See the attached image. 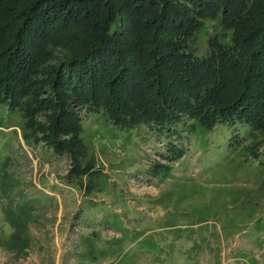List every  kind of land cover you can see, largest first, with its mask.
I'll use <instances>...</instances> for the list:
<instances>
[{"label": "rangeland", "instance_id": "374dc122", "mask_svg": "<svg viewBox=\"0 0 264 264\" xmlns=\"http://www.w3.org/2000/svg\"><path fill=\"white\" fill-rule=\"evenodd\" d=\"M216 32L209 22L197 33L198 56ZM45 50L43 80L62 47ZM70 104L77 129L57 120L61 153L43 139L50 107L29 118L0 104V264H264L263 132L120 129ZM7 207L24 245L8 239Z\"/></svg>", "mask_w": 264, "mask_h": 264}, {"label": "trees", "instance_id": "16d2710c", "mask_svg": "<svg viewBox=\"0 0 264 264\" xmlns=\"http://www.w3.org/2000/svg\"><path fill=\"white\" fill-rule=\"evenodd\" d=\"M209 22L217 32L201 57L191 43ZM49 43L62 50L43 80ZM70 101L120 129L264 133V0H0V104L27 117L50 107L43 139L61 153L57 120L77 129ZM4 212L8 239L24 245L20 215Z\"/></svg>", "mask_w": 264, "mask_h": 264}]
</instances>
